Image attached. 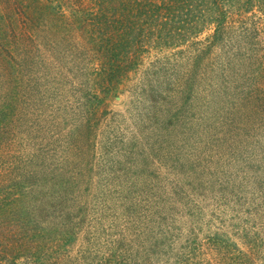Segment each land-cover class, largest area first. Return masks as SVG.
Instances as JSON below:
<instances>
[{"label":"rangeland","instance_id":"obj_1","mask_svg":"<svg viewBox=\"0 0 264 264\" xmlns=\"http://www.w3.org/2000/svg\"><path fill=\"white\" fill-rule=\"evenodd\" d=\"M241 27L202 59H0V173L38 232L0 264H264V59Z\"/></svg>","mask_w":264,"mask_h":264},{"label":"trees","instance_id":"obj_2","mask_svg":"<svg viewBox=\"0 0 264 264\" xmlns=\"http://www.w3.org/2000/svg\"><path fill=\"white\" fill-rule=\"evenodd\" d=\"M236 22L238 40L251 47L248 56L261 52L264 59V0H0V59H40L59 44L84 59H139L150 48L182 47H194L202 59L215 47L231 50ZM110 81L103 91L113 90ZM5 176L0 173V247L23 245L34 257V243L20 239L37 236V222L18 214L25 191L4 184Z\"/></svg>","mask_w":264,"mask_h":264}]
</instances>
